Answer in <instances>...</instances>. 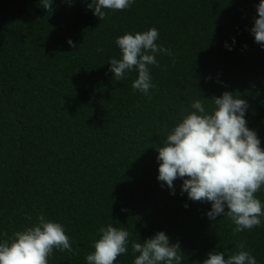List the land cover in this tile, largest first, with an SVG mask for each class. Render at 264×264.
I'll return each instance as SVG.
<instances>
[{"label": "trees", "instance_id": "16d2710c", "mask_svg": "<svg viewBox=\"0 0 264 264\" xmlns=\"http://www.w3.org/2000/svg\"><path fill=\"white\" fill-rule=\"evenodd\" d=\"M89 3L53 0L49 12L41 0H0V242L43 214L73 249H54L49 264H87L110 224L129 232L115 264H134L132 242L158 232L179 242L181 264L227 259L239 243L264 264V217L234 234L230 219H208L210 203L182 194L183 180L174 195L162 187L157 161L191 104L210 111L207 100L226 91L248 102L247 127L264 148V46L250 31L260 0H135L102 21ZM153 27L172 55L149 66V98L132 88L137 71L117 81L109 61L121 58L118 37ZM256 195L264 204V188Z\"/></svg>", "mask_w": 264, "mask_h": 264}, {"label": "clouds", "instance_id": "9594fccd", "mask_svg": "<svg viewBox=\"0 0 264 264\" xmlns=\"http://www.w3.org/2000/svg\"><path fill=\"white\" fill-rule=\"evenodd\" d=\"M46 11H52L53 0H41ZM135 0H91L88 8L101 21L105 10L123 11ZM251 34L254 42L264 46V0L257 6ZM159 31L155 27L135 34H124L116 39L121 58L109 61L110 71L119 81L126 73L138 72L132 88L150 97L152 83L149 66L159 67L156 55H172L170 49L158 46ZM69 45L76 47L72 40ZM227 47V45H226ZM246 47V46H245ZM229 50H232L229 48ZM99 51H103L100 49ZM210 111L196 100L193 111L182 118L158 147V181L175 194L174 181L183 180L182 194L193 202H208L209 220L223 215L235 225L234 234L261 225L264 204L257 193L264 188V148L257 133L247 127L245 118L248 102L239 94L224 92L213 97ZM187 207V205H185ZM228 209L225 212V209ZM27 219L31 220L29 214ZM100 238L94 241V252L86 256L87 264H115L118 257L128 252L129 232L111 224L99 229ZM0 242V264H49L53 250L72 252V244L62 224L51 222L39 214L32 226L16 231L11 237L3 234ZM225 258V253L211 252L203 264H257L245 243L237 244ZM134 264H181L179 242L172 244L164 232H158L143 244L132 242Z\"/></svg>", "mask_w": 264, "mask_h": 264}]
</instances>
